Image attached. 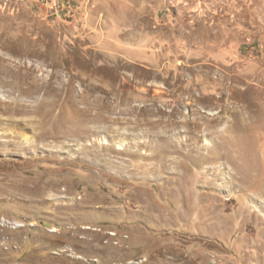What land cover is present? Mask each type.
I'll return each mask as SVG.
<instances>
[{"label":"rangeland","instance_id":"obj_1","mask_svg":"<svg viewBox=\"0 0 264 264\" xmlns=\"http://www.w3.org/2000/svg\"><path fill=\"white\" fill-rule=\"evenodd\" d=\"M0 234V264H264V0H0Z\"/></svg>","mask_w":264,"mask_h":264},{"label":"bare ground","instance_id":"obj_2","mask_svg":"<svg viewBox=\"0 0 264 264\" xmlns=\"http://www.w3.org/2000/svg\"><path fill=\"white\" fill-rule=\"evenodd\" d=\"M55 190H57V188ZM94 202H98V200ZM76 204L77 203H73V202L70 203V205L72 206H75ZM98 209L101 214H106L108 212L112 213L116 211L115 208L111 206H106V205H101L98 207ZM71 227H72L71 232H65V233L59 232V236L61 238L57 239L56 241L52 240L53 242H50L49 245L52 246L54 244V246L55 245L60 246V248H64L66 251H70V252L80 251L83 254H87V255L98 254L100 251H102L104 253V256L115 258L118 260V259H121L123 255L122 254L116 255L115 252L118 251L120 253L125 248L123 244L126 241L129 242L131 239L130 237H126V240L122 239L123 241L121 244L118 242L112 243V237L116 235L113 232L107 233L101 229H95V228H89V227H84V228H78V227L76 228L74 226H71ZM54 231L57 232L58 230L53 229L52 232ZM1 237L2 236L0 234V238ZM103 239H106V240L103 241ZM8 241H6L5 238L1 239L0 249L2 245H7L6 243L10 244V242ZM94 243H101V244H104L106 247L104 249L101 248L102 250L99 251L93 246ZM67 258L70 259L72 263L75 262L72 256L67 257Z\"/></svg>","mask_w":264,"mask_h":264}]
</instances>
